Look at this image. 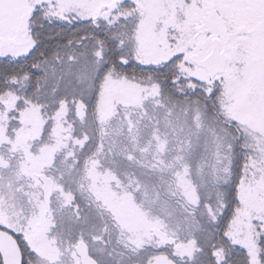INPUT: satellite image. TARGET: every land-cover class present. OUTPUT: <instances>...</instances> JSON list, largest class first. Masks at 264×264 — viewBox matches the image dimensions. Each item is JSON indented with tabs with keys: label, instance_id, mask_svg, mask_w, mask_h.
<instances>
[{
	"label": "snow or ice",
	"instance_id": "6c2138e0",
	"mask_svg": "<svg viewBox=\"0 0 264 264\" xmlns=\"http://www.w3.org/2000/svg\"><path fill=\"white\" fill-rule=\"evenodd\" d=\"M0 264H264V0H0Z\"/></svg>",
	"mask_w": 264,
	"mask_h": 264
}]
</instances>
